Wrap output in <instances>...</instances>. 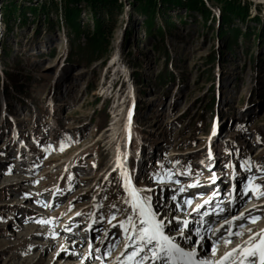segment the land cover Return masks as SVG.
Masks as SVG:
<instances>
[{
    "label": "rangeland",
    "instance_id": "374dc122",
    "mask_svg": "<svg viewBox=\"0 0 264 264\" xmlns=\"http://www.w3.org/2000/svg\"><path fill=\"white\" fill-rule=\"evenodd\" d=\"M19 1L29 7L24 21L0 18V264H56L65 248L110 264L126 252L122 156L155 211L167 207L172 228L212 202L231 204L222 213L237 217L231 229L244 237L264 226V195L245 191L264 192V1L236 0L244 19L222 24L200 10L216 17L214 0H189L197 10L155 0L146 13L132 0H68L74 29L62 0ZM91 2L105 3L99 22ZM166 67L175 79L160 84Z\"/></svg>",
    "mask_w": 264,
    "mask_h": 264
},
{
    "label": "snow or ice",
    "instance_id": "6c2138e0",
    "mask_svg": "<svg viewBox=\"0 0 264 264\" xmlns=\"http://www.w3.org/2000/svg\"><path fill=\"white\" fill-rule=\"evenodd\" d=\"M117 163L119 165V157H117ZM124 181L129 197L126 203L133 211L132 214L126 215L125 220L119 222V227L127 238L124 248L128 251L121 254L117 264H145L149 260L159 264H264V229L258 232L246 229L249 233L248 238L224 252L218 259H198L195 251L185 250L177 245L170 235H165L164 221L157 219V212L153 211L151 204L148 203L150 198L141 197L140 190L133 186L130 176L126 173ZM259 188L258 184L250 185L245 188V191H251L255 196L264 195V192L258 191ZM236 219L237 217H232V220ZM247 219L252 223L259 217L247 216ZM184 223L186 225L187 221ZM225 223H231V221L225 220ZM239 227L243 228V225ZM227 235L239 237L242 233L229 231ZM229 242L228 239L223 240L225 245ZM215 253L216 248L213 245V256ZM104 255L107 256L108 253L105 252Z\"/></svg>",
    "mask_w": 264,
    "mask_h": 264
},
{
    "label": "trees",
    "instance_id": "16d2710c",
    "mask_svg": "<svg viewBox=\"0 0 264 264\" xmlns=\"http://www.w3.org/2000/svg\"><path fill=\"white\" fill-rule=\"evenodd\" d=\"M62 1H63L61 3L62 6L64 7V9L67 10V12L65 10V14H63L64 15L63 22L65 23V25L68 28L69 27L72 29L77 28V26L75 27V25H74L75 19L77 17V9L74 6H68L67 5L68 0H66V1L62 0ZM162 1L168 2L169 4H173L172 6H176V5L185 6L187 9H190V10H197V7L199 6V5L198 6L196 5L197 4L196 1L190 2L189 0H179V1H175V2L172 0H162ZM199 1L203 2V0H199ZM214 1H215L214 5H215V7H217L216 17L211 13V10H209L203 4H202V7L200 10H202L204 12H209L210 17H212L213 19H217L222 24L223 23L227 24L231 20L230 18H232V16H238L239 18L244 19L243 16L245 15V13L241 14L242 11L240 12L238 9V12H237L235 10L236 6L237 7L241 6L239 2L238 3L236 2V0H223L224 5H219L218 4L220 2L219 0H214ZM153 2H155V0H150V1H147L146 3H144L142 0H132L133 6L131 4L130 5L133 7V10H137V9L140 10L141 9V11L143 13H146L150 9V6ZM109 3H108L109 5H107V7H109L110 5L117 4L116 0H110ZM96 4L97 3L91 2V5L94 6V7H92L94 9V11L92 10V13L95 14L96 22H99L101 19V17H100L101 9L102 8H103V10L106 9L105 8L106 6L104 5L105 3H103V2L98 3L97 5ZM168 6H170V5H168ZM36 8L37 7L32 9L33 13H34ZM55 8H56L55 12L57 13L58 12L57 6H55ZM28 9H29V7H26L21 1L18 2V0H4V2L1 3V5H0V10H1L0 18L5 24H8L9 20H11L12 18H16L18 15L22 19V21H24L25 20V14H26V12H28ZM40 10L42 11L43 14H45L47 12L48 7L46 6L45 2L41 5ZM106 11H107L106 16L109 17L111 14V9L108 8V10H105V12ZM103 14H104V12H103ZM152 24H153V22H152ZM262 26H264V21L262 22ZM101 27H102V25H101ZM102 28L104 29V27H102ZM263 32H264V27H263ZM230 34H232V33H230ZM164 52H165V55L167 56L166 57V61H167L169 59V57H168V51L165 47H164ZM6 54H8V53L6 52L5 56H6ZM0 57H2V59H3V55ZM213 59H215V57H213ZM15 60H18V58L15 57ZM12 76H13V74H10L9 71L4 70L5 80H9L11 78L12 81H14L13 86L15 88H18L20 85H18L16 83V81L13 79ZM174 79H175L174 73L172 72V70H170L166 67L165 70L159 75L158 83L165 84L169 81H173ZM3 85L7 89L8 84H3ZM214 99H215V96L212 94L211 104H210L211 106L213 104Z\"/></svg>",
    "mask_w": 264,
    "mask_h": 264
},
{
    "label": "bare ground",
    "instance_id": "6f19581e",
    "mask_svg": "<svg viewBox=\"0 0 264 264\" xmlns=\"http://www.w3.org/2000/svg\"><path fill=\"white\" fill-rule=\"evenodd\" d=\"M259 1H264V0H259ZM117 66V65H116ZM117 73H118V75L119 76H121V75H123V76H125V73L124 72H122L121 70H118L117 71ZM119 127V126H118ZM149 201H151V200H149ZM153 202V201H152ZM181 201H179L178 203H180ZM211 204H214L213 202L211 203ZM217 204V203H216ZM217 205H219V204H217ZM230 203H228V205L226 206V209L225 208H223L222 206V208H220V210L218 209H215V211H208V213L207 212H205V219L207 218V216H210V215H212V214H215V215H219L220 213H222L223 211H228V209H230L231 207H230ZM153 206V205H152ZM154 206H157V204L156 205H154ZM167 209V207H165L164 209H163V212H162V215H164V210H166ZM226 214H228V215H230L231 214V211H229L228 213H226ZM227 215V216H228ZM223 216V215H222ZM220 218H225V217H220ZM167 219H165V221H166ZM224 220V219H223ZM223 220H221V221H223ZM232 222H233V220H232ZM172 222L169 220V221H166V226L170 229V228H172L174 225H172L171 224ZM189 224H190V222H188L186 225H185V223L181 226V228L182 227H184V228H187V230H189ZM175 225H177V224H175ZM179 226V225H178ZM186 230V234L188 233V231ZM222 230H220V232H221ZM230 231L231 232H233L234 233V231H233V229H230ZM171 232H173V234L175 233V234H178V231H177V227L176 228H174V229H172V231ZM190 232V231H189ZM220 234V233H219ZM217 235L216 237H212V239H206V240H204V241H202L201 242V244H200V248L198 247V251H203V246L204 245H215V248H221V247H224V246H227V245H225L224 243H223V240L224 239H228L229 241H231V240H233V236H228L227 234H225V235H223V236H220V235ZM73 235V234H72ZM189 235V234H188ZM190 236V235H189ZM117 237H118V233H116V234H114L113 235V240H112V242L111 243H113V241H114V239H117ZM234 237H236V236H234ZM173 238H178V236H175V237H173ZM184 239H185V237H184ZM116 241V240H115ZM204 242H206V244H203ZM208 242H210V244H208ZM86 243V242H85ZM113 245V244H112ZM192 245H194L195 246V242H193L192 243ZM91 247V246H90ZM202 247V248H201ZM86 250V249H85ZM124 250H128V249H124ZM217 250V249H216ZM87 251V250H86ZM80 252L82 253V254H84L83 252L84 251H82V250H80ZM59 254H60V257H58L59 259L56 261V264H88V260H91L90 258L92 257V253H88L87 255H83L84 257V259L83 258H78V256L76 255V256H73V252L72 251H69V250H67L66 248L64 249V250H62V251H60L59 252ZM96 254H98V253H96ZM98 256H100V255H98ZM78 258V259H77ZM45 259V258H44ZM44 259H42L41 261H44ZM83 259V260H82ZM111 261H110V263H112V264H117V260H115L113 257L110 259ZM36 261V260H35ZM37 262V261H36ZM99 262H101V260L99 261ZM40 262H38L37 264H39Z\"/></svg>",
    "mask_w": 264,
    "mask_h": 264
}]
</instances>
